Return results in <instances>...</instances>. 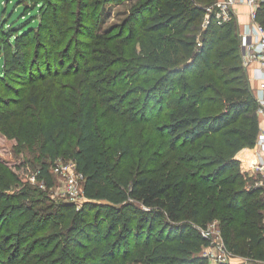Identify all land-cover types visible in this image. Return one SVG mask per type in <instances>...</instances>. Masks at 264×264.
Wrapping results in <instances>:
<instances>
[{
	"label": "trees",
	"instance_id": "1",
	"mask_svg": "<svg viewBox=\"0 0 264 264\" xmlns=\"http://www.w3.org/2000/svg\"><path fill=\"white\" fill-rule=\"evenodd\" d=\"M97 1L21 0L24 12H38L20 25L0 19L1 31L11 32L0 43V130L32 155L35 148L37 178L48 187L57 161H75L85 196L79 208L67 199L41 207L37 193L44 191L0 161V264H212L213 239L189 217L206 229L217 220L234 257L264 262V188L247 186L250 168L236 157L256 146L264 119L236 18L219 22L221 0H139L129 31L100 32L88 43L85 66L59 76L65 60L52 54L68 50L59 51L58 31L74 44ZM257 14L264 24V0ZM97 44L114 54L93 65ZM21 75L31 82L16 90ZM157 97L167 110L159 124L151 105ZM159 134L164 156L194 149L170 164L168 177L147 173L167 163L150 151ZM34 224L28 247L20 246ZM146 225L159 226L156 238L149 231L143 241ZM41 241L43 251L34 252Z\"/></svg>",
	"mask_w": 264,
	"mask_h": 264
},
{
	"label": "rangeland",
	"instance_id": "2",
	"mask_svg": "<svg viewBox=\"0 0 264 264\" xmlns=\"http://www.w3.org/2000/svg\"><path fill=\"white\" fill-rule=\"evenodd\" d=\"M92 1V0H91ZM97 1V0H96ZM258 3H260L262 0H257ZM139 0H99L97 3H91V9L92 12H88L87 16L84 17L83 23L84 26L81 30V33L78 34L77 36V41L72 45L71 44V39L67 36H64L61 32L64 30V28H61V30L58 31V37H59V51L64 52L65 49L68 50V54L65 55L63 54H58L57 51L53 52L52 54V59L56 60L61 59L62 61L65 60L64 65L61 69V72L59 73V76H62L63 73L70 72L73 73L75 70L79 69V67H84L85 66V56L88 53V46L92 40H94V36L99 34L100 32H108L111 29H116L121 31V29L126 28V31L130 30V25H129V20L130 19H135L134 15V7L136 3H138ZM98 3H100L98 5ZM98 7H94L97 6ZM25 8V3L21 2V0H0V19L2 16L6 17V25L9 26L11 24H17L20 25L21 22L24 20V17L28 16V18L31 15H35L38 12V9L32 10L31 14L24 12ZM76 10V8H74ZM25 14V15H23ZM92 15V16H90ZM36 18V17H35ZM43 20V18L41 17ZM37 20V19H36ZM31 25H36V21H33L30 23ZM50 24L48 21H46L45 26ZM135 28V26H133ZM132 27V28H133ZM67 28V27H66ZM75 29L78 30L79 27L75 26ZM67 30V29H66ZM134 32L131 30V33ZM11 32L4 33L0 29V43H4V41L9 37ZM77 31H74V29L71 30L70 35H76ZM105 34V33H103ZM70 45H72V48L70 49ZM139 47V45H137ZM69 47V48H68ZM96 53H95V58L93 60V65L96 63L95 59L96 57L99 58L98 63H101V60L103 57H107L109 54H114V50L112 46H109V44H104V46H100L97 44ZM76 50H79V54H76ZM243 60V57H242ZM246 69V68H245ZM253 67L247 68V73L249 75V79H251V70ZM259 74L258 72H255V74ZM71 80L70 78H66ZM255 79V78H254ZM252 81V80H251ZM31 80L28 78V76L21 75L19 77H16L15 80L12 83V87L14 89H22L25 86L29 85ZM258 83H253L252 82V88L253 91L257 89ZM132 87L135 88V84H132ZM150 87V84H147L145 86ZM133 89V88H132ZM139 90H135V92H138ZM18 92V91H17ZM13 93V97H17L18 93ZM141 95V94H138ZM0 96L3 97L5 96V92L0 91ZM151 105L153 106V119H156V123H162L166 119V113L167 110L161 106V103L159 102V98L157 97L155 100L151 102ZM258 109V108H257ZM264 124V123H263ZM262 124V126H263ZM156 142H154L153 146H151L150 151L156 152V157L157 159H164L166 160V164L163 167L162 171H147L148 174L150 175H158V176H166L168 177L169 174H172L173 171L170 164L175 163L177 164V158L181 156V154L186 153L187 151L194 152L193 147L191 146H186V147H181L178 148L177 154L174 155L172 152L168 153L165 152L161 154L162 151V143H164V138L159 134L156 138ZM246 148V147H245ZM250 149H257L258 146L254 147H247ZM242 150V149H241ZM34 155L31 154L29 148H26V146H20L18 144L17 140L15 138H10L7 136L6 133H4L2 130H0V161L9 169H11L13 172H15L21 179L22 183H29L33 188L35 189H41L44 192L40 195V193H37L38 197H40L43 201V204H41V207H46V206H53V208H57L60 206L62 203L65 202V200H70L68 198V195L66 193V187H65V181L62 177V175H57L53 171H51V175L53 177V185L51 187H48L46 181L40 180L37 178L38 171L37 166H38V156L37 152L34 148ZM167 154V155H166ZM238 154V153H237ZM240 154V153H239ZM237 156V155H236ZM160 157V158H159ZM181 158H179V161ZM189 161L187 162L186 159H182V165H189ZM181 164V163H180ZM158 165V162L154 164L152 167H156ZM251 177L252 181L249 180L247 182L248 187H252L254 189L256 188H264V175L259 173L258 171H253L250 168V174L248 177ZM19 186V185H16ZM259 190V189H258ZM260 192V190H259ZM262 197L264 198V191L260 192ZM190 196V195H189ZM188 196V197H189ZM71 204L75 205L77 204L76 202L70 201ZM191 207L189 206L188 209H186L188 212L191 211ZM50 212V208L48 209ZM95 210L90 211V218H93L95 215ZM86 219V218H85ZM187 221H190L194 224L196 229L198 231H202V233H206L207 235L209 234L212 239H213V252H218L220 249H218L220 246L223 247V249L227 250L229 249L228 246H226L224 240H223V232L218 224L219 222L215 220L209 225V228L206 229L201 222L195 221L193 217L187 218ZM2 227L6 226L4 224H1ZM52 222H49L47 227H49L48 230L51 229ZM37 224H34L31 226L23 235V237L20 240L19 244L20 246L22 245L24 248L28 247L29 239L33 235L34 230H36ZM6 227L4 228L3 231H6ZM152 231L149 229L148 225L145 226L144 230V235H143V241L147 239L148 232ZM159 231V226L154 227L152 231V236L154 238L157 237ZM209 232V233H208ZM5 233V232H3ZM134 235V234H133ZM112 239H117L113 237ZM129 239L132 241L134 240L133 236H130ZM16 241V240H15ZM24 241V242H23ZM23 242V243H22ZM42 245V241L36 244L35 247H38L34 252L39 253L40 251H43V248H40ZM154 245V244H153ZM31 248V247H30ZM139 252L136 253L135 256H138ZM19 259L22 255H18ZM24 258L26 257V254L24 253ZM234 259V257H232ZM6 260V259H5ZM16 259L15 261H17ZM237 260V259H235ZM244 260L246 259H241ZM8 264L9 260H6ZM246 264H252L251 262H247Z\"/></svg>",
	"mask_w": 264,
	"mask_h": 264
},
{
	"label": "built area",
	"instance_id": "3",
	"mask_svg": "<svg viewBox=\"0 0 264 264\" xmlns=\"http://www.w3.org/2000/svg\"><path fill=\"white\" fill-rule=\"evenodd\" d=\"M235 1L221 0L217 3L216 18L220 23L230 21L234 17L232 6ZM247 3L251 7L252 26L250 27V32L244 35L241 46L242 61L246 68L252 67L254 63L257 64L259 74L254 76L258 83L256 92L257 112L264 119V24L258 19V1L247 0ZM256 146H258L257 149H250L253 156L236 157L245 162L253 171H258L264 175V124L260 129ZM53 171L57 175H62L68 198L70 201L76 202L77 204L75 205L79 208L85 199L83 191L84 175L78 171L75 161H57L53 166ZM204 234L207 235L206 233ZM218 249H220L218 252H213V249H210L206 253L210 257L212 264L229 261L234 257V254L230 250H224L221 246Z\"/></svg>",
	"mask_w": 264,
	"mask_h": 264
},
{
	"label": "crops",
	"instance_id": "4",
	"mask_svg": "<svg viewBox=\"0 0 264 264\" xmlns=\"http://www.w3.org/2000/svg\"><path fill=\"white\" fill-rule=\"evenodd\" d=\"M233 9V13H234V17L236 18L238 24H239V29H240V33H241V37H242V42L244 40V35L246 33L250 32V27L252 26V19L250 16V11H251V7L248 5L247 0H236L234 5L232 6ZM251 39V38H250ZM253 69L251 70V80L253 83H256L257 80L254 79L257 75V73L255 74V72H258V68H257V64L254 63L252 65ZM258 87V85H257ZM257 89H255V95H256ZM248 151V152H246ZM243 152V153H242ZM240 153V155H239ZM251 157L253 156V153L250 151V148H243L242 150H240L237 154V157ZM237 259V260H235ZM241 259H246L244 260V262H251L252 264H264L263 261L260 260H248L247 258L243 257V256H235L234 257V261H238V262H243V260ZM245 263V264H246Z\"/></svg>",
	"mask_w": 264,
	"mask_h": 264
}]
</instances>
